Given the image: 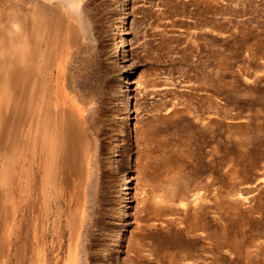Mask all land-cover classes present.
<instances>
[{
	"label": "rangeland",
	"instance_id": "obj_1",
	"mask_svg": "<svg viewBox=\"0 0 264 264\" xmlns=\"http://www.w3.org/2000/svg\"><path fill=\"white\" fill-rule=\"evenodd\" d=\"M82 2L0 0V264H264V0Z\"/></svg>",
	"mask_w": 264,
	"mask_h": 264
},
{
	"label": "bare ground",
	"instance_id": "obj_2",
	"mask_svg": "<svg viewBox=\"0 0 264 264\" xmlns=\"http://www.w3.org/2000/svg\"><path fill=\"white\" fill-rule=\"evenodd\" d=\"M18 1H19V0H18ZM45 1H47V0H45ZM57 1H58V0H57ZM59 2H61V1H59ZM62 2L65 3L71 11H80V9H81V8H80V7H81L80 5H83V6H84V3H85L86 1H85L84 3H83V2L80 3L81 0H62ZM86 3H87V2H86ZM40 5H41V4H40ZM40 5H39V6H40ZM43 6H44V5H43ZM50 6H51V5H50ZM40 7H41V6H40ZM42 8H43V7H42ZM46 9H48V5H47V8H46ZM46 9H45V10H46ZM43 10H44V9H43ZM66 10H67V9H66ZM82 10H83V9H82ZM48 12H49V11H48ZM11 13H12V15L14 14L13 12H11ZM11 13H10V14H11ZM16 13H17V11H16ZM65 13H66V12H65ZM49 14H50V13H49ZM5 15H6V14H5ZM12 15H10V16H12ZM15 15L17 16V14H15ZM15 15H14V16H15ZM71 16H72V15H71ZM13 18H16V17H13ZM13 18H12V19H13ZM17 18H18V16H17ZM25 18H26V17H25ZM74 19H75V18H74ZM15 20H16V19H15ZM8 21H9V20H8ZM21 21H22V20H21ZM18 24H19V23H18ZM20 24H21V23H20ZM22 24H23V23H22ZM22 24H21V25H22ZM1 26H2V25H1ZM7 26H8V25H7ZM7 26L5 27V32L8 30V29H6ZM121 26H122V25H121ZM16 31H17V30H16ZM23 32H24V31H23ZM20 34H21V33H20ZM7 35H9V33H7ZM9 37H10V36H9ZM128 38H129V37H128ZM123 39H124V38H123ZM123 42H124V40H123ZM0 45H1V44H0ZM0 47H1V46H0ZM1 53H2V52H1ZM125 55H126V54H125ZM127 56H128V55H127ZM123 57H124V56L122 55L121 58H123ZM74 58H75V57H74ZM71 60H72V59H71ZM124 63H125V62H124ZM65 117H66V116H65ZM68 117H70V115H69ZM75 119H77V118H75ZM65 120H66V119H65ZM70 120H71V119H69V121H70ZM71 121H72V120H71ZM65 122H67V121H65ZM75 123H76V120H75ZM78 123H79V122H77V124H78ZM64 124H65V123H64ZM66 124H68V123H66ZM77 124H76V125H77ZM73 125H74V123L71 125L72 127H71L70 125H69V126L73 129ZM69 126H68V127H69ZM65 127H66V126H65ZM75 127H76V126H75ZM79 127H80V126H79ZM66 129H67V128H66ZM68 129H69V128H68ZM76 129H77V127H76ZM71 134H72V133H71ZM80 134H81V133H80ZM82 134H83V133H82ZM70 136H71V135H70ZM72 136H73V135H72ZM67 137H68V136H66V139H67ZM79 137H80V135H79ZM69 139H70V138H69ZM69 139H68V140H69ZM72 139H73V138H72ZM63 141H64V140H63ZM66 142H67V141H66ZM72 142H73V141H72ZM73 146H74V145H73ZM65 147H66V146H65ZM64 149H65V148H64ZM74 150H75V149H74ZM64 152H65V151H64ZM70 152H72V151L70 150ZM76 154H77V153H76ZM73 157H74V156H73ZM77 157H78V156H77ZM82 158H83V157H82ZM68 159H69V158H68ZM71 161H72V160H71ZM77 161H78V160H77ZM80 162H81V161H80ZM70 165H71V164H70ZM83 166H84V165H83ZM83 166H82V167H83ZM90 169H91V168H90Z\"/></svg>",
	"mask_w": 264,
	"mask_h": 264
}]
</instances>
